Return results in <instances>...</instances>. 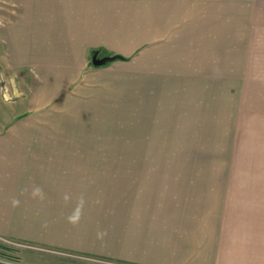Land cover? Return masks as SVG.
<instances>
[{
    "label": "rangeland",
    "instance_id": "1",
    "mask_svg": "<svg viewBox=\"0 0 264 264\" xmlns=\"http://www.w3.org/2000/svg\"><path fill=\"white\" fill-rule=\"evenodd\" d=\"M0 30L11 67L13 46L22 64L51 53L54 67L65 57L92 62L122 52L159 66L165 82L175 72L181 86L164 89L155 97L162 109L148 114L122 102L116 117L83 103L54 110V129L74 132L54 133L53 141L83 142L85 150L69 156L108 159L100 169L111 177L99 183L86 172L69 175L72 202L54 190L52 204L38 207L21 231L30 238H0V263L264 264V0H0ZM131 156L183 163L166 171L173 174L228 175V183L205 184L235 189L231 207L218 198L212 213L195 206L163 212L129 195L127 173L144 168L124 164ZM64 183L54 180V189ZM81 193L87 204L74 227L66 217ZM98 228L107 230L103 240Z\"/></svg>",
    "mask_w": 264,
    "mask_h": 264
},
{
    "label": "crops",
    "instance_id": "2",
    "mask_svg": "<svg viewBox=\"0 0 264 264\" xmlns=\"http://www.w3.org/2000/svg\"><path fill=\"white\" fill-rule=\"evenodd\" d=\"M4 39L5 32L0 30V238H30L29 232L22 234L21 231L29 230L32 224L31 216L41 212L38 207L52 204L54 190L61 192L69 190L66 188L69 175L82 177L86 172L90 175V181L94 179L99 183L107 182V178L111 177L100 169L107 165L108 159L69 156V150L74 154L85 150L83 142L53 141L54 133L70 132L67 127H64L66 128L64 130L54 129L53 111L72 109L71 103L80 104L73 109H82L83 103L86 110L116 117L119 103L122 102L133 103L132 109L135 110L137 107L148 114L149 111L162 109V105L155 97H162L164 89L172 88L174 91L175 88L180 91L181 86L179 75L178 79H175V72L172 73L171 80L165 82L159 66L147 65L148 61H144L146 57L142 56L139 61L137 57L132 59V56L122 52L116 54L124 56V59H114L100 65L90 62L85 57L79 59L65 57L59 66L54 67L51 53L48 59L22 64L13 46L9 49L11 52L8 55V58L12 59L11 67L5 63ZM22 65L29 66L24 68L29 69L28 72L25 71L27 78L30 74L28 80L27 78L21 80ZM9 74L12 75L11 85L6 77ZM6 94L12 96L10 103L3 100ZM125 97L133 99L125 102ZM93 146L90 149L94 148ZM127 146L124 147L125 150L133 149ZM137 147L149 148L147 145ZM124 164L144 167L137 174L127 173L131 179L126 180V193L131 195L132 192H136L146 200L154 201L157 206H162L163 212L169 210L185 212L190 206H195L208 208L210 209L208 213H212L213 206L219 204L218 198L220 204L224 203L226 208L231 207L230 191L235 189L229 190L228 184L226 187L221 185L222 189H217L213 184H205L219 177L222 178V182L228 183V179H223V176L228 175L201 172L168 173L166 171L176 170V166L184 164L164 163L162 159L153 157L131 156L125 158ZM56 179L67 183L59 186V189H54L53 183ZM32 185L43 187L46 193L45 201L39 202L25 195L21 197V206L13 209L10 205L11 198L17 196L21 188L25 186L30 188ZM96 187L103 190L107 188L102 184ZM92 190L96 191L94 188ZM191 193L197 200L193 205L190 200ZM188 230H191V226Z\"/></svg>",
    "mask_w": 264,
    "mask_h": 264
},
{
    "label": "clouds",
    "instance_id": "3",
    "mask_svg": "<svg viewBox=\"0 0 264 264\" xmlns=\"http://www.w3.org/2000/svg\"><path fill=\"white\" fill-rule=\"evenodd\" d=\"M214 72L218 73L219 70L215 69ZM3 100L5 103H10L12 100V96L10 95H4ZM29 196L33 200H37L39 202H44L46 199V193L43 189V187L39 185H32L30 188L25 186L20 189V192L17 196H14L10 200V205L13 209H16L21 206V197L23 196ZM62 201L64 202L65 205H68L69 203L72 202V195L68 192H65L62 197ZM96 204H100L101 200L98 198L95 201ZM87 204L86 197L83 193H81L75 200L74 207L72 208L71 212L67 215L66 217V222L72 226H77L81 222V220L84 217V210L85 206ZM42 227L47 228L48 224L45 222L42 224ZM107 236V230L106 229H99L96 232V237L99 240H103Z\"/></svg>",
    "mask_w": 264,
    "mask_h": 264
},
{
    "label": "water",
    "instance_id": "4",
    "mask_svg": "<svg viewBox=\"0 0 264 264\" xmlns=\"http://www.w3.org/2000/svg\"><path fill=\"white\" fill-rule=\"evenodd\" d=\"M109 58L108 57H103V58H98L97 56L93 57V63L96 65H100L103 62H106Z\"/></svg>",
    "mask_w": 264,
    "mask_h": 264
},
{
    "label": "trees",
    "instance_id": "5",
    "mask_svg": "<svg viewBox=\"0 0 264 264\" xmlns=\"http://www.w3.org/2000/svg\"><path fill=\"white\" fill-rule=\"evenodd\" d=\"M119 58L124 59V56L119 55V54H114L113 56H110L109 59H108L107 61H111V60L119 59ZM0 264H2V263H0Z\"/></svg>",
    "mask_w": 264,
    "mask_h": 264
}]
</instances>
